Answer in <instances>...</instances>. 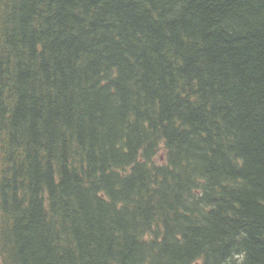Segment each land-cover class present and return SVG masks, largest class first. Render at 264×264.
Returning <instances> with one entry per match:
<instances>
[{"label":"trees","instance_id":"1","mask_svg":"<svg viewBox=\"0 0 264 264\" xmlns=\"http://www.w3.org/2000/svg\"><path fill=\"white\" fill-rule=\"evenodd\" d=\"M0 264H264V0H0Z\"/></svg>","mask_w":264,"mask_h":264},{"label":"bare ground","instance_id":"2","mask_svg":"<svg viewBox=\"0 0 264 264\" xmlns=\"http://www.w3.org/2000/svg\"><path fill=\"white\" fill-rule=\"evenodd\" d=\"M107 155V154H106ZM22 231V230H21Z\"/></svg>","mask_w":264,"mask_h":264}]
</instances>
